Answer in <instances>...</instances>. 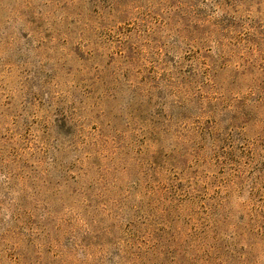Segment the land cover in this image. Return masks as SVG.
I'll return each mask as SVG.
<instances>
[{"label":"rangeland","instance_id":"374dc122","mask_svg":"<svg viewBox=\"0 0 264 264\" xmlns=\"http://www.w3.org/2000/svg\"><path fill=\"white\" fill-rule=\"evenodd\" d=\"M0 264H264V0H0Z\"/></svg>","mask_w":264,"mask_h":264}]
</instances>
